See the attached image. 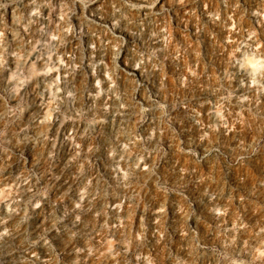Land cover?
<instances>
[{"label": "rangeland", "instance_id": "374dc122", "mask_svg": "<svg viewBox=\"0 0 264 264\" xmlns=\"http://www.w3.org/2000/svg\"><path fill=\"white\" fill-rule=\"evenodd\" d=\"M0 264H264V0H0Z\"/></svg>", "mask_w": 264, "mask_h": 264}]
</instances>
